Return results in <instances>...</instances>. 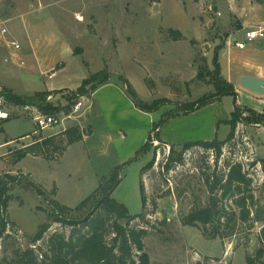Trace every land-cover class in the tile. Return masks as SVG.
Returning <instances> with one entry per match:
<instances>
[{"label":"rangeland","instance_id":"1","mask_svg":"<svg viewBox=\"0 0 264 264\" xmlns=\"http://www.w3.org/2000/svg\"><path fill=\"white\" fill-rule=\"evenodd\" d=\"M263 3L264 0H0V43L5 39L18 42L21 48L13 49L20 50L27 61L20 65L17 57L5 59L4 52L0 53L1 83L15 85L19 93H27L46 80L38 74L28 78L26 69L33 59L28 49L31 36L40 59L50 60L57 69L65 63L52 82L66 88L45 91L49 94L42 107L29 106L38 114L64 117L67 114L51 113L45 107L65 105L67 98L83 101L80 110L65 117L61 125L37 131L32 111L7 103L10 120L0 121V177L11 183L5 213L8 223L0 239V264L11 263L26 248L43 247L54 231L67 235L68 226L51 223L44 237L36 245L31 244L39 225L49 221L52 202L75 207L93 192L102 176L135 154L147 140L152 122L159 126L158 138L169 144L151 138L149 150L124 168L112 193L131 214L139 213L140 170L153 159L141 174L146 197L143 217L129 223L147 230L144 244L151 264H247L245 253L255 255L264 219L254 221L252 228L243 223L230 238L227 227L215 224L219 225L217 231L224 236L222 239L203 234L200 227L183 224L182 218L208 205L205 178L222 175L227 172V163L238 162L252 179L249 193L254 204L250 205V216L254 219L256 209L264 216V118L260 124L250 120L238 123L234 138L222 145L217 159L212 150L193 146L184 151L182 162L174 161L168 169L164 164L169 145L179 151L188 142L226 138V120L234 108L232 95L212 99L189 113H183L180 107L214 93L210 75L214 73L213 57L225 60L227 49L244 38L245 29L240 31L244 14L249 7ZM3 28L5 34L1 33ZM171 30H179L182 36L175 39ZM102 71L109 74V82L123 89L122 78H126L146 102L161 97L170 102L149 114L138 108L134 111L127 99L121 100L110 91L99 92L94 99L89 97L91 92L77 96L83 79ZM220 72L225 78L221 66ZM238 101L242 116L249 119V110L260 105L244 94ZM75 126L82 138L66 145L60 155L54 153V145L60 149L65 145L64 131ZM9 137L14 140L4 144ZM49 137L53 145L40 146L39 155L28 153L16 159L17 149L42 144ZM219 206L222 221H229L228 226L235 220L240 223L239 210L230 199L219 201ZM212 230L208 226L207 232ZM256 260L255 264H264V255Z\"/></svg>","mask_w":264,"mask_h":264},{"label":"trees","instance_id":"2","mask_svg":"<svg viewBox=\"0 0 264 264\" xmlns=\"http://www.w3.org/2000/svg\"><path fill=\"white\" fill-rule=\"evenodd\" d=\"M171 33L174 34L173 37L175 39L182 36L179 30H171ZM60 64L58 63L57 67ZM212 64L214 73H208L213 78L214 93L204 95L196 102L187 107L182 106L180 109L183 113H189L203 107L212 99H217L224 95H232L234 97V108L230 118L226 120L229 132L224 140L214 138L208 141L188 142L179 151H176L173 145H169V154L164 164L166 169L174 161L182 162L184 151L193 146L212 150L217 159L221 154L222 145L234 138L238 123H245V120H250L249 122L260 124L264 118V113H258L252 109L249 110L252 115L250 119L242 116L241 109L236 103L237 92L234 85L221 77L220 63L217 55L213 57ZM108 77L109 74L106 71L90 74L87 78L83 79L81 85L77 88V96L92 92L97 87L108 83ZM122 83L126 95L135 107L141 111L154 112L162 104L170 102L166 97L146 102L139 97L132 84L126 78H122ZM48 94L49 92L43 91L37 92L34 96H21L14 93L11 89L1 87L0 85V95H3L7 102L14 105L25 106L33 104L42 107ZM75 101L76 99L67 98L65 105H58L56 107L47 105L45 109L51 113L63 112L64 114H68L71 111V105ZM8 120L10 119L7 118L2 121L6 122ZM0 130L3 131L2 128ZM158 130V124L153 123L147 140L135 154L102 176L93 192L81 200L75 207H68L53 201V209L47 215L49 221L39 225L38 231L31 238V244L36 245L44 237L51 223H58L65 227L68 226V234L66 235L63 231H54L48 236L43 247H29L21 250L9 264H151L150 256L144 244V236L147 230L145 228L129 226L130 221L133 219L143 217L146 197L142 180L140 181L141 211L139 213L131 214L124 203L118 202L112 197V193L121 181V174L124 168L130 165L142 153L149 150L148 142H150L151 138L165 143L158 138ZM64 135H66L64 147L60 149L56 145L53 146V152H58L59 155L66 145L82 138V132L77 126L65 130ZM52 140L51 137L44 138L42 144L35 143L28 148L17 149L16 159L20 160L28 153L39 155L41 152L37 149L40 146L52 144ZM4 142H8V140ZM152 163L153 159L141 169V174ZM262 166L264 168V159H262ZM227 167L226 173L216 177L212 175L205 178L209 191L208 205L194 209L182 218L183 224L200 227L203 234L209 235L211 238L218 236L224 239V236L217 231L219 225L215 224L221 223V225L227 227L229 229L227 238H230L233 234H237L234 231L238 230V227L243 225V223L247 222L248 228H252L254 221H262L264 219V216L260 214L258 209L254 213V219L250 216V205L254 204L253 196L249 193L252 179L243 171L242 164L240 162L227 163ZM7 177L12 179L10 175ZM10 183L8 180L0 177V239L4 235L8 223L5 213L8 204L7 191ZM218 192H220V195L217 194ZM224 199H230L232 205L236 206L239 210L238 219L240 223L236 224L235 220L231 227L227 225L229 221H222L220 215L219 201H223ZM208 226L213 227L212 233L207 232ZM263 242L264 227L261 228L258 236V249L255 255H251L249 252L245 253L247 264H255L257 262L256 259L263 257ZM198 264L204 263L199 262ZM214 264L229 263L217 262Z\"/></svg>","mask_w":264,"mask_h":264},{"label":"crops","instance_id":"3","mask_svg":"<svg viewBox=\"0 0 264 264\" xmlns=\"http://www.w3.org/2000/svg\"><path fill=\"white\" fill-rule=\"evenodd\" d=\"M252 8L250 9L249 7L248 13L247 12L246 14L243 13L245 16L241 19L240 31L244 30L247 27L264 25V3L262 6L261 5L259 6V4H257ZM239 40H243V38L241 37L239 38ZM4 41L5 43L2 42L0 43V53L4 52V56H6L5 59H9L7 58L8 56H14L18 58L19 60L18 64L26 65L27 61L23 59L24 55L21 54L20 50H14L9 43L10 40L5 39ZM255 42L258 43H254V42L247 43L245 48L242 49L237 48L236 46L232 48H228L227 49L228 56L225 58V60L219 58V63L221 66L222 73L225 75V79L231 82L235 87V90L237 92V101H238V97L241 94H244L246 95V97L251 98L254 101H256L258 104H260L258 107L254 108L253 110L261 113L264 112V94H255L249 90L244 89L239 84V78L242 75L259 76L264 78V40L255 41ZM8 46H10V48ZM28 49L31 52H33L32 54L33 59H31L26 69V72L29 75L28 78L33 79V77H35L33 75L38 74L46 77V80L43 79L41 87L37 89H30L29 91L27 90L28 91L27 93H19L17 89L13 87L15 85L4 86L0 81L1 87L11 89L14 93L21 96H31L37 92H43V91L54 92L65 89L66 87H62L61 85H56L54 82H52L57 72L63 70L66 67L65 63L63 66L60 65L59 66L60 68L57 69L55 68L56 67L55 64L53 62H50V60L47 59V61H45L42 58L40 59L39 54L37 53L36 50V45L33 42L31 36H28ZM103 91L113 92L114 96L119 97L121 100L124 98L127 99L129 105L134 109V111H138L135 105L133 104V102L129 101L130 98L124 92L123 87L112 81L97 87L94 91L90 93L89 97L94 99V97H96L99 94V92H103ZM239 102L240 101H238V103ZM148 113L153 114V112H148ZM151 124H153V122ZM6 140H8V142H4V144H8L11 141H13L14 137H9ZM163 142L167 143L166 141ZM139 176L141 181V170Z\"/></svg>","mask_w":264,"mask_h":264},{"label":"built area","instance_id":"4","mask_svg":"<svg viewBox=\"0 0 264 264\" xmlns=\"http://www.w3.org/2000/svg\"><path fill=\"white\" fill-rule=\"evenodd\" d=\"M1 33L5 34L6 29L5 28L1 29ZM260 40H264V25H257V26H251V27L245 28L243 40H236L234 42V45L237 48L242 49V48H245L247 43H252V42L260 41ZM9 43L12 47H14V49L20 48V44L14 40H10ZM51 97L52 96H49V98ZM7 103L8 102L5 99V97L3 95H0V121L10 117V112L8 111L6 107ZM82 105H83L82 100L76 101L72 106V110L64 117L59 116V115H54V114H38L34 112V108L30 107L29 105L23 106V109L25 111L30 110L34 113L33 121L36 126L35 131H37V130H43L49 127L61 125L65 117H71L72 116L71 114L78 112ZM168 149L170 148L168 147Z\"/></svg>","mask_w":264,"mask_h":264},{"label":"water","instance_id":"5","mask_svg":"<svg viewBox=\"0 0 264 264\" xmlns=\"http://www.w3.org/2000/svg\"><path fill=\"white\" fill-rule=\"evenodd\" d=\"M239 84L255 94H264V78L259 76L242 75Z\"/></svg>","mask_w":264,"mask_h":264}]
</instances>
